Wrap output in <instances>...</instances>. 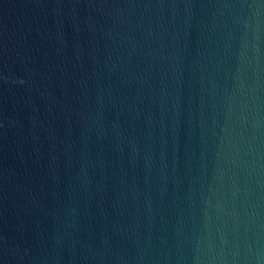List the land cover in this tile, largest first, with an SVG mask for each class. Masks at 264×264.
Here are the masks:
<instances>
[{
	"label": "water",
	"instance_id": "1",
	"mask_svg": "<svg viewBox=\"0 0 264 264\" xmlns=\"http://www.w3.org/2000/svg\"><path fill=\"white\" fill-rule=\"evenodd\" d=\"M0 264H264V0H0Z\"/></svg>",
	"mask_w": 264,
	"mask_h": 264
}]
</instances>
